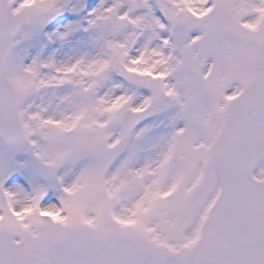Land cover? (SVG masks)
<instances>
[{
	"label": "snow or ice",
	"instance_id": "obj_1",
	"mask_svg": "<svg viewBox=\"0 0 264 264\" xmlns=\"http://www.w3.org/2000/svg\"><path fill=\"white\" fill-rule=\"evenodd\" d=\"M0 264H264V0H0Z\"/></svg>",
	"mask_w": 264,
	"mask_h": 264
}]
</instances>
